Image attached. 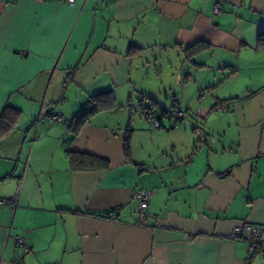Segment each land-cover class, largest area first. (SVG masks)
<instances>
[{"label": "crops", "instance_id": "crops-1", "mask_svg": "<svg viewBox=\"0 0 264 264\" xmlns=\"http://www.w3.org/2000/svg\"><path fill=\"white\" fill-rule=\"evenodd\" d=\"M261 34L264 0H0V116L21 112L0 138V264H264ZM147 100L186 118L153 129ZM239 224L262 228L256 254Z\"/></svg>", "mask_w": 264, "mask_h": 264}, {"label": "trees", "instance_id": "trees-1", "mask_svg": "<svg viewBox=\"0 0 264 264\" xmlns=\"http://www.w3.org/2000/svg\"><path fill=\"white\" fill-rule=\"evenodd\" d=\"M258 45L261 49H264V34H261L258 38ZM191 47L185 51L190 50ZM114 105V99L109 92L101 93L91 97L86 105L74 116L72 122L84 123L89 117L93 116L97 112L105 109H110ZM143 114L146 117L148 111H152L153 114L161 121V117L165 116L169 110L159 108L153 101L147 100L143 103ZM21 112L15 108L7 106L0 116V138L9 134L15 127L17 120L19 119ZM147 119V118H146ZM166 119H169L166 117ZM162 124V122H161ZM161 127V126H160ZM128 140V136L126 137ZM124 147V152L128 156V142ZM68 163L70 168L74 172L92 171V170H108L110 164L108 161L81 153L69 152L67 154Z\"/></svg>", "mask_w": 264, "mask_h": 264}, {"label": "built area", "instance_id": "built-area-1", "mask_svg": "<svg viewBox=\"0 0 264 264\" xmlns=\"http://www.w3.org/2000/svg\"><path fill=\"white\" fill-rule=\"evenodd\" d=\"M75 0H67L68 4H73ZM215 12L217 11V7L215 8ZM228 109V105L222 104L216 107L217 111L226 112ZM196 115L203 117V114L200 112H196ZM166 117L175 121L183 120L186 118V113L179 107L175 106L166 114ZM165 116L161 117V121L153 114L152 111H148L146 113V118L151 128L157 129L160 128L161 122L166 119ZM55 121H58L59 118H54ZM227 174H221L220 177H224ZM151 196V192L139 190L135 193L134 198L136 202L135 207V215H136V224L138 226H144L147 219V208L149 198ZM6 204L5 201L0 200V205ZM244 234H247V249L248 254L253 255L256 254L261 246V236H262V228L258 226H253L250 224H239L235 226L228 238L232 240L242 239ZM15 243L18 246H24L25 240L19 236L14 237Z\"/></svg>", "mask_w": 264, "mask_h": 264}, {"label": "rangeland", "instance_id": "rangeland-1", "mask_svg": "<svg viewBox=\"0 0 264 264\" xmlns=\"http://www.w3.org/2000/svg\"><path fill=\"white\" fill-rule=\"evenodd\" d=\"M170 75H171L170 72H168V71H164V74H163V75L160 74V79L168 80V79H170ZM192 76H193V78L196 77V76L193 75V74H192ZM193 80H194V79H193ZM159 93H161V92H159ZM164 93H165V92H164ZM135 111L138 112V103H137L136 100L133 101V106H132V112H135Z\"/></svg>", "mask_w": 264, "mask_h": 264}]
</instances>
